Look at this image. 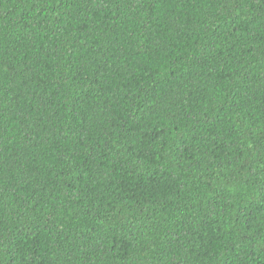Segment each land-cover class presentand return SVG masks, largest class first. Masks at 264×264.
Masks as SVG:
<instances>
[{
	"label": "trees",
	"instance_id": "16d2710c",
	"mask_svg": "<svg viewBox=\"0 0 264 264\" xmlns=\"http://www.w3.org/2000/svg\"><path fill=\"white\" fill-rule=\"evenodd\" d=\"M0 264H264V0H0Z\"/></svg>",
	"mask_w": 264,
	"mask_h": 264
}]
</instances>
